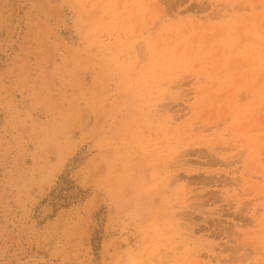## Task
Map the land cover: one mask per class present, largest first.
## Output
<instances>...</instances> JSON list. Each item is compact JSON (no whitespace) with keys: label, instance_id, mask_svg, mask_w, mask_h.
Returning <instances> with one entry per match:
<instances>
[{"label":"rangeland","instance_id":"1","mask_svg":"<svg viewBox=\"0 0 264 264\" xmlns=\"http://www.w3.org/2000/svg\"><path fill=\"white\" fill-rule=\"evenodd\" d=\"M0 264H264V0H0Z\"/></svg>","mask_w":264,"mask_h":264},{"label":"bare ground","instance_id":"2","mask_svg":"<svg viewBox=\"0 0 264 264\" xmlns=\"http://www.w3.org/2000/svg\"><path fill=\"white\" fill-rule=\"evenodd\" d=\"M10 37H11V36H10ZM8 38H9V37H8ZM13 39H14V38H13ZM10 45H11V44H10ZM5 47H7V46H5ZM2 49H3V48H2ZM4 49H5V48H4ZM6 52H7V49L4 50V55H5ZM46 206H47V205H46ZM48 206H49V205H48ZM43 208H44V207H43ZM47 208H48V207H47ZM47 208H46V209H47ZM44 210H45V209H44ZM44 212H45V211H44Z\"/></svg>","mask_w":264,"mask_h":264}]
</instances>
